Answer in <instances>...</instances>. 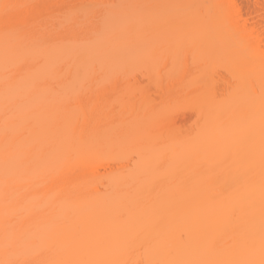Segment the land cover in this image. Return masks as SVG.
<instances>
[{"label":"bare ground","instance_id":"bare-ground-1","mask_svg":"<svg viewBox=\"0 0 264 264\" xmlns=\"http://www.w3.org/2000/svg\"><path fill=\"white\" fill-rule=\"evenodd\" d=\"M164 30L170 35L174 32L172 40L181 48L200 52L201 59L211 62L212 66L207 64L210 68H215L220 45L223 49L227 45L223 55L233 46L235 63L234 57L228 59L232 53L226 52L225 61L231 70L236 66L232 69L231 63L237 62L234 78L245 77L247 82H238L243 85L237 86L241 89L238 95L227 92L230 97L226 103L216 104L212 95V102L203 99L207 106L203 104L200 115L209 120L206 124L201 119L205 125L197 129L195 138L176 140L182 135L174 133L176 138H170L166 145L158 138L160 143L156 140L152 146L139 148V154L144 150L143 157L135 152L140 162L121 169L117 167L123 144L119 140L134 124L117 128L129 114L113 118L115 107L107 106L110 98L106 93L112 92L109 88H118L110 75L119 53L115 56L111 43L118 39L129 46L148 38L152 43L157 38L166 39L159 33ZM139 31L145 35L140 36ZM187 40L192 41L186 45ZM122 48V52L126 50ZM168 49L161 51L170 54L165 53L167 60L174 53ZM150 51L156 56L152 47ZM173 57L168 63L174 70L168 69L171 72L164 80L165 94L172 98L178 92L176 77L191 74L181 65V55ZM164 58H159L163 64L167 63ZM194 59L197 63L192 60L195 67L191 65V70L202 66L198 63L201 60ZM156 61L150 70L141 66L143 75L146 68L152 77L164 69L160 60ZM104 62L112 72L104 79L108 82L105 88ZM123 65H117L118 69ZM178 69L182 71L179 75L175 73ZM140 70L136 72L141 74ZM101 74L104 77L100 78ZM135 75L130 74V78L139 82ZM195 76L188 77V83ZM152 77L143 81L149 83ZM197 78V90L205 87L201 92H210L204 74ZM244 86L248 87L249 100L245 99ZM141 95L138 98L146 93ZM147 104L142 109L146 114L138 113L141 118H148L147 112L154 113L155 107ZM156 120L153 122L160 118ZM115 121L113 130L109 126ZM116 128L121 131L118 137L123 138L116 139ZM134 130L137 127L130 134ZM150 148L155 149L154 156ZM104 151L109 157H104ZM124 155L122 161L126 162ZM153 160L164 165L161 174ZM0 264H264V0H0Z\"/></svg>","mask_w":264,"mask_h":264},{"label":"rangeland","instance_id":"rangeland-1","mask_svg":"<svg viewBox=\"0 0 264 264\" xmlns=\"http://www.w3.org/2000/svg\"><path fill=\"white\" fill-rule=\"evenodd\" d=\"M90 4V3H89ZM90 6L92 7V8H94V5L93 4H90ZM87 7H88V5H87ZM91 7H88V8H90L91 9ZM110 32H112V31H110ZM140 32V31H139ZM169 31H159V33L162 35V37H166V39H167V41L168 42H170V43H168V42H166V39H164V38H161V40L163 39V40H165V41H161L160 39H158L157 38V40H153L152 41V43H151V41L150 40H152V39H150V38H148V41L150 42H148V41H146L145 39H137V41H139V43L137 42L136 44H140V45H136L135 43L134 44H132L133 42H131V41H129V43L131 42V44H129V46H128V42H124L123 43V41H121V40H118V39H116L117 41H116V43L115 44H113V41H115V40H112V51H115V52H117L116 54H115V56L119 53L120 54V56H119V54H118V62H116L117 61V59H115L116 61H115V63L114 64H116V66L114 67V66H111V69L110 70H112L113 71V69H114V71H113V73H116L117 71H121L120 73H117L119 76L120 75H122V76H125L124 78L122 77V76H120V77H118V75L116 74V77H118V78H116L115 77V75H113V73L111 72V71H109V68L107 69V67H106V63L104 62V67H103V69H102V71H103V74H104V76H105V78H102V77H104L103 76V74H101V77L100 78H102L103 80L104 79H106V77L108 76L109 77V75L112 73V76L110 75V77L111 78H114V81L116 80L117 82V86H118V88L116 87V86H114V84L112 85L111 83V81H109V82H111V83H109V85H111V86H114L115 87V90H119L120 92H116L115 90H113L112 89V87L111 88H109V89H111L112 90V92L110 93V92H107L106 93V96L105 95H103V96H105V97H107V94H108V97L110 98L109 100H107V98H106V100H107V106L109 107V108H111V109H113L114 107H115V109H113L112 110V112H113V116H111V117H113V118H115L116 117V119H119L118 117H120V119H122L123 117H126V115L127 114H129V115H127V118H124V119H126V120H121V122L123 123H121V122H119V123H121V124H118V127L117 128H119V126L121 125V127L120 128H123L124 126H126V125H132V124H134V125H130L132 128L130 129V132H133V131H131V130H133V129H136V127H137V130H134V134L133 133H131L130 134V132H129V130H127L128 132H126L124 135H123V133L122 134H120V135H123L124 136V138L123 139H121V137H118L119 136V134H118V129L117 130H115V133H114V135H115V137H116V139H121V140H119V141H122L123 142V144L125 145V148H123L124 147V145L122 146H119V149L121 150H119V149H117V148H115V149H117V151L119 152V154L118 155H120V156H118L117 155V157L119 158V161H118V165L119 166H117V163H116V165L114 164V162H113V164L115 165V166H117V167H120L121 168V166L122 167H124L125 165H127V166H134V165H136V162L135 161H137V163H138V161L139 160H137V159H135L136 157H138L139 155H142L144 152V150L143 151H141L142 152V154H139L140 152H139V148H140V150H142L141 148H147V147H145V146H147L146 144H148V145H150V146H152V145H154L153 143H156V140H157V143H160L159 141H161L162 140V143H163V145H166V143H168L169 141H171V139L172 138H176V136L178 137V136H181V138L180 137H178L176 140H178V139H183V138H185L186 140H188V138H192V137H194L197 133H195V132H198V130H199V128H202V125H203V120H205V119H203L202 117H205V116H202L201 117V115H200V112H202L203 111V109L201 110V108H204V106L206 105V102L203 100V99H206L207 100V102H209L210 100L209 99H212V97L214 96V97H216V104L218 103V104H222V103H226L227 101H229V100H227V99H229V97H230V95L231 96H233V95H235V94H237L238 92H239V89H240V87L242 88V86H240V83H238V82H240V81H242V80H244V85H245V83L247 82H245V79H243V78H245V77H242L241 79H239L238 81H237V79L238 78H234V77H236V76H234L236 73L235 72H232V71H236V69H235V67L238 69V66H237V62H236V64H234L235 63V61L234 60H236V58H237V56H236V52L234 51V48H233V46H230V47H232V48H229V46L227 47V49H228V52L227 53H232L231 55L229 54H226V52H225V54L223 55V50H225V48H226V46H225V48L223 49L222 48V46L220 45V47H219V53H217L218 55H219V57H218V59L217 58H215V57H213L216 61H217V64H216V61H215V64H216V66H215V64L213 65L215 68H213V67H211L210 68V66H208V65H210L211 64V62L209 63V61H207L208 59L207 58H205L206 59V61H205V59H201V56L202 55H200L199 53L197 54L196 53V50H194L193 51V48L190 50V48L188 47V48H185L184 46H183V48H181L182 46L180 45V43H178V41H173L172 40V34H174V32L170 35L169 33H168ZM115 33V32H114ZM113 33V34H114ZM142 32H140V34H141ZM158 32H157V34L156 35H158L159 34ZM131 34H135V33H131ZM139 34V35H140ZM136 35H138L137 33H136ZM143 35H145V33H142L140 36H143ZM155 38V37H154ZM150 39V40H149ZM156 39V38H155ZM105 40V39H104ZM159 40V41H158ZM134 41V40H133ZM141 41V42H140ZM192 40H189V42H188V40L185 42V44L186 43H190ZM147 42V43H146ZM156 42V43H155ZM163 44H162V43ZM105 42H103V44H104ZM127 43V44H126ZM160 43V44H159ZM176 43H178V44H176ZM110 44V45H111ZM149 44V45H148ZM152 44V45H151ZM154 44V45H153ZM166 44H167V46H166ZM168 44H170V45H168ZM105 45V44H104ZM123 46V48H122V46ZM159 45V46H158ZM161 45H162V47H161ZM178 45H180L179 47H178ZM187 45V44H186ZM133 46H135V47H133ZM152 47V50H153V53H156V54H154V55H156V56H158V58L156 57V56H154V57H156V58H154V57H152V53H151V47ZM217 46H219V45H217ZM139 47V48H138ZM157 47V48H156ZM159 47L161 48V49H159ZM169 47H171L172 48V51H171V49H170V52L172 53L173 51H174V53H172V57L173 56H176L177 58H178V55L180 56L181 55V61L183 62H181V61H179V62H181V65L182 64H184L185 65V67L184 68H187V70L189 71V73H191V74H185L186 76L188 75V77H191V76H195L196 74H198L197 76H198V78L197 79H199V75H201V73H203L204 74V78H207V82L205 81V84L207 85V91H210V92H208L207 94L209 95V98L208 97H206L205 95H207V94H204V92H201L202 90H205L204 88V86L205 85H203L202 87H204L203 89H199V90H197V87H198V85H196L197 83H194V80H195V78L197 77V76H195V78L193 79V81H189V83H191V84H189L188 83V77H185L184 75H183V78H181V77H178L177 76V74H175V73H178V75H179V71H181V69L179 70L178 69V72H175V73H173L175 76H177L176 77V81L175 82H177V86L175 85L174 87H176V89H177V91L178 92H181L180 94H178V92H177V94H176V89L174 88L173 89V93H174V91H175V94H173V95H175V96H173V98H172V96L170 97H167L166 96V94H165V92L166 91H168V90H166L165 91V84H164V80H166V76L169 74V71L172 69V70H174L173 68L174 67H172L173 65H172V63H170V65H169V61L168 60H172V57H171V59L169 58L168 60H167V58H168V55L170 56V54L167 52V51H165V53H167V54H165V53H162V52H164V50H168L169 51ZM224 47V46H223ZM122 48V50H124V48H126V50H124L123 52L120 50ZM156 48V49H155ZM166 48V49H165ZM131 49H134V50H132V52H131ZM157 49H158V51H160V52H158L157 51ZM163 49V50H162ZM120 50V52H118ZM204 50V49H203ZM235 50H236V48H235ZM138 51H140V53L138 52ZM162 51V52H161ZM125 52V53H124ZM134 52H136V53H134ZM204 52H205V54H207L208 53V50H204ZM215 52V51H214ZM128 53V54H127ZM130 53V54H129ZM131 53H132V55H131ZM133 53H134V56H133ZM140 54V57H143V59L142 58H140L139 57V54ZM236 53V54H235ZM141 54L143 55V56H141ZM160 54H162V57H161V55ZM202 54V53H201ZM215 54L216 53H214V56H215ZM125 55V56H124ZM130 56V57H127V56ZM192 55H194V57L196 58V59H198V61H200V62H198V63H201V65L202 66H200L201 68H203V69H201L200 67H198V69L200 68V70H198L197 68H194V69H190L191 67H193L194 65V63H197V62H195L194 60V57H192ZM225 55H228L227 57H228V59H232L233 57V62L231 63L232 65V69H233V67H234V69L233 70H231V67H230V63L228 64V62H226L225 61V58H224V56ZM234 55V56H233ZM137 56L139 57V58H137ZM205 56V55H204ZM119 57L120 58H122V59H120L119 60ZM133 57V58H132ZM165 57V58H164ZM167 57V58H166ZM203 57V56H202ZM210 57V59H212L211 58V56H209ZM127 58H130V59H127ZM132 58V59H131ZM146 58V59H145ZM159 58H164L166 61H167V63H168V67L166 66V67H164L167 63H165L166 61H164V63L165 64H163L162 62H161V60L162 59H159ZM174 58V57H173ZM128 61H127V60ZM135 59V60H134ZM136 59H137V61H136ZM138 59L140 60L139 62L140 63H138L137 64V62H138ZM154 59V60H153ZM160 60V64H161V67H162V65H164L162 68H164L163 70H160L159 71V73H158V75L157 76H160V78L162 79V82H161V79H159V81L157 82L156 80H153L154 79V77H156L157 78V76H154V77H152V75H151V73H150V71H149V73H148V70H150L151 68H153V67H151V63H152V65L154 66L156 63H158L159 61H156V60ZM124 60L126 61V62H124ZM133 60V61H132ZM142 60V61H141ZM145 62H144V61ZM178 60V59H177ZM192 60H193V64H192ZM213 60V59H212ZM211 60V61H212ZM130 61V62H129ZM146 61L148 62V63H146ZM151 61V62H150ZM190 61H191V63H190ZM214 61V60H213ZM230 61H232V60H230ZM229 61V62H230ZM128 62V64L130 65V66H132V67H126L128 64H126ZM143 62V63H142ZM156 62V63H155ZM178 62V63H179ZM207 62V63H206ZM118 63V64H117ZM131 63V64H130ZM134 63V64H133ZM177 63V64H178ZM213 63V62H212ZM225 63V64H224ZM228 65H227V64ZM113 64V65H114ZM119 64H120V67L122 66V64H124L123 65V67L125 68V70H124V68L122 67V68H119L118 69V66H119ZM148 64H150V67L149 66H147ZM208 64V65H207ZM118 65V66H117ZM135 65H137V67L135 68ZM172 65V66H171ZM176 65V64H175ZM180 65V64H179ZM191 65H193V66H191ZM217 65H218V67H217ZM226 65V66H225ZM234 65V66H233ZM141 66H142V68H144L145 69V67L144 66H146L147 68H148V70H147V68H146V70H145V73H148V75L147 74H145L144 73V75H143V70H142V68H141ZM157 66V65H156ZM158 66H160L159 64H158ZM157 66V67H158ZM211 66H212V64H211ZM114 67V68H113ZM160 67V68H161ZM178 67H180V66H178ZM195 67V66H194ZM207 67H209L208 68V71H207V69L205 70V68ZM230 67V68H229ZM113 68V69H112ZM115 68H117L118 70H116L115 71ZM132 68V70H130ZM150 68V69H149ZM159 68V69H160ZM161 68V69H162ZM175 68H177L176 66H175ZM136 69H138V71L140 70L141 71V74H139V72L137 71L136 72ZM157 69V68H156ZM167 69V70H166ZM168 69H170V70H168ZM229 69V70H228ZM122 70H124V71H122ZM129 72H128V71ZM171 70V71H172ZM183 70V69H182ZM201 70H203V72L201 71ZM205 70V71H204ZM143 71V72H142ZM147 71V72H146ZM157 71V70H156ZM162 71V72H161ZM170 71V72H171ZM177 71V70H176ZM193 71V72H192ZM196 73H195V72ZM207 71V72H206ZM220 71V72H219ZM232 73H231V72ZM105 72V73H104ZM123 72V73H122ZM131 72V73H130ZM152 72V71H151ZM158 72V71H157ZM182 72V71H181ZM184 73H185V71H183ZM210 73V75H209V73ZM109 75H108V74ZM132 73H134V75L135 74H137V76L135 75V77H136V79H138V81L139 82H135V78L134 79H132V78H130V74H132ZM156 73V72H155ZM183 73V74H184ZM208 73V74H207ZM218 73H220V74H218ZM233 73H235L234 75H233ZM218 75V76H216V75ZM233 76H231V75ZM238 74V73H237ZM107 75V76H106ZM138 75H142L141 77L140 76H138ZM155 75V74H154ZM170 75H171V73H170ZM207 75V76H206ZM213 75V76H212ZM132 76V75H131ZM144 76V77H143ZM145 76H148V77H146L145 78ZM162 76V77H161ZM174 76V77H175ZM210 76L212 77V78H210ZM239 77H240V75H238ZM107 77V78H108ZM109 77V78H110ZM122 77V80H119L120 78ZM139 77V78H138ZM153 78V79H151V80H153V81H151V80H149V83H150V81L151 82H154V81H156L155 83L157 84L156 86H154L155 85V83H148V81H143V80H147V78ZM167 77H169V76H167ZM192 77V78H193ZM203 77V76H202ZM221 77V78H220ZM141 78V79H140ZM144 78V79H143ZM213 78L215 79L214 81H213ZM217 78V79H216ZM221 80H220V79ZM101 79V80H102ZM172 79H174V78H172ZM202 79V78H201ZM212 79V80H211ZM219 79V80H218ZM100 80V83L103 81H101ZM119 80V81H118ZM130 80V81H129ZM170 80V79H169ZM190 80H192L191 78H190ZM107 81V80H106ZM137 81V80H136ZM171 81V80H170ZM174 81V80H173ZM183 81V82H182ZM199 81V80H198ZM220 81V82H219ZM222 81V82H221ZM123 82V83H122ZM132 82L134 83L133 84V87H131L130 85H132ZM166 82H168V80L166 81ZM165 82V83H166ZM235 82H237V83H235ZM107 83L108 82H106V84H105V80L102 82V84H103V87L105 88V86L107 85ZM121 84V86H120V89H119V85L118 84ZM138 83V84H137ZM148 85H147V84ZM160 83H163V84H160ZM171 84H172V82H170ZM169 83V84H170ZM201 83V82H200ZM243 83V82H242ZM151 84H153V86H154V88H152V86H151ZM184 84V85H183ZM199 84V83H198ZM217 84V85H216ZM105 85V86H104ZM127 87V88H125L124 89V87ZM135 85V86H134ZM148 87H147V86ZM164 85V86H163ZM167 85V84H166ZM191 85V86H190ZM201 85V84H200ZM212 85V86H211ZM101 86V85H100ZM108 86V85H107ZM139 86H141V87H139ZM169 86V85H168ZM189 86H190V88H189ZM218 86V87H217ZM237 86H240L239 87V89L237 88ZM134 87H136V88H134ZM143 87H146V88H144L143 89ZM184 89H183V88ZM194 87V89L196 88V90L197 91H199L200 93L197 95L198 96V98H197V96L194 94V93H196V92H193V90L191 89V88H193ZM201 87V86H200ZM227 87V88H226ZM117 88V89H116ZM122 88H123V90H122ZM132 90H131V89ZM140 88V89H139ZM152 88V89H151ZM212 88L213 89H215L216 90V93L215 92H212L213 90H212ZM221 88V89H220ZM248 87L247 86H244V88H243V90H244V92H245V96H246V98L245 99H247V100H249L250 99V97H249V99H248V92H247V89ZM102 89V88H101ZM130 89V90H129ZM156 90V93H155V90ZM169 89H172V88H169ZM188 91H187V90ZM226 89V90H225ZM228 89V90H227ZM122 90V91H121ZM139 90H141L142 92H144V94L146 93V99H149L148 101L145 99V97L143 96V95H141L142 94V92L141 91H139ZM146 92H145V91ZM184 90H186L187 92H188V94H189V96H191V97H188L187 95V93H186V91H184ZM192 90V91H191ZM222 90H224L223 92H222ZM230 90V91H229ZM110 91V90H109ZM141 92V96H143L142 98L140 97V98H138L140 95H139V93H137V92ZM149 91V92H148ZM189 91H191L192 93H190ZM240 91H241V89H240ZM122 92V93H121ZM132 92V93H131ZM170 92H171V90H170ZM230 94H228V93ZM232 92L234 93V94H232ZM153 93V94H152ZM182 93H186L184 96L182 95ZM213 93H215L216 95H214ZM219 93V94H218ZM243 93V92H242ZM102 94H104V93H102ZM110 94H112V97L111 96H109ZM122 94V95H121ZM123 94H125L124 95V97H123ZM131 94V95H130ZM151 94V95H150ZM197 94V93H196ZM219 96H218V95ZM241 94V93H240ZM134 95V96H133ZM153 95V96H152ZM157 95V96H156ZM169 95H172V94H169ZM183 97H181V96ZM204 95V96H203ZM207 95V96H208ZM211 95H212V97H211ZM238 95V94H237ZM242 95V94H241ZM240 95V96H241ZM150 96V97H149ZM179 96V97H178ZM201 96V97H200ZM131 97V98H130ZM165 97H166V99H165ZM174 97H176V99H174ZM177 97H178V101H177ZM181 97V99L179 100V98ZM188 97V98H187ZM196 97V98H195ZM205 97V98H204ZM226 97V98H225ZM111 98H112V100H111ZM152 98H154V99H152ZM169 98V99H168ZM170 98H171V101H172V99H173V104H172V102H170ZM185 98H186V100L187 99H189L190 101H186L185 100ZM105 99V98H104ZM125 99H128V100H125ZM130 99V100H129ZM131 99H132V102H130L131 101ZM141 99H143V100H145V101H143V100H141ZM168 99V101L166 102L167 103V105L165 104V101ZM183 99V100H182ZM102 100H103V97H102ZM126 102V101H128L129 103L127 104V102L126 103H124V101ZM157 100V101H156ZM175 100V101H174ZM201 100H202V102H201ZM237 100V99H236ZM141 101H143V104H142V102ZM155 101V102H154ZM183 101H185L184 103H183ZM197 101V102H196ZM145 102H146V104H147V106H149V107H155L156 108V106H157V104H159L158 106H157V108L156 109H158V111L154 108V110L152 111V112H154L153 113V115H150V112H147V113H149V114H147V117L148 118H145L146 116H144V118H141L142 116L141 115H143V114H141L142 112H143V108H144V110H145V108H146V104H145ZM168 102H170L169 104H168ZM187 102H188V104H187ZM210 102H212V101H210ZM213 102H215L214 101V99H213ZM238 102V101H237ZM106 103V102H105ZM124 103V104H123ZM140 103V105H137V104H139ZM191 105H190V104ZM196 103V104H195ZM114 106H113V105ZM142 104V105H141ZM149 104H151V106L149 105ZM172 104V105H171ZM182 104V105H181ZM201 104V105H200ZM203 104H205V105H203ZM236 104V103H235ZM109 105H112V107L111 106H109ZM123 105V106H122ZM125 105V106H124ZM127 105H129V106H127ZM171 105V106H170ZM180 105H181V107H180ZM190 105V106H189ZM237 105V104H236ZM130 106H131V108H130ZM139 106H141V107H139ZM164 106H166L165 108H164ZM177 106H178V108H177ZM207 106V105H206ZM235 106V105H234ZM238 106V105H237ZM104 107H105V105H104ZM108 107H107V109H108ZM127 107H129V108H127ZM139 107V108H138ZM160 107V108H159ZM190 107V108H189ZM198 107V108H197ZM106 108V107H105ZM105 108H103V112H105V111H107V110H105ZM121 108V109H120ZM125 108H127L128 109V112H126L125 113V109L123 110V109ZM167 108V109H166ZM172 108V109H171ZM192 108V109H191ZM138 109H140V110H138ZM170 109H171V111H170ZM176 109V110H175ZM190 109V110H189ZM200 111H199V110ZM249 109H251V108H249ZM105 110V111H104ZM122 110V111H121ZM142 110V111H141ZM160 110V111H159ZM192 110V111H191ZM248 110V109H247ZM109 111H111V110H109ZM108 111V112H109ZM119 113H118V112ZM123 111H124V115H123ZM147 111V110H146ZM145 111V112H146ZM159 113V115L156 113ZM164 111V112H163ZM165 111H167V113L165 112ZM174 111V112H173ZM242 113H244V115H246L245 114V112H246V108H243L242 109ZM107 112V113H108ZM112 112L109 114V116L110 115H112ZM118 114H117V113ZM139 112H141V113H139ZM145 112H143V113H145ZM161 112H163V113H161ZM171 112V113H170ZM114 113H116V114H114ZM120 113H122V115L121 116H123V117H121L120 116ZM141 114L140 116H138L139 114ZM157 115H156V114ZM170 113V114H169ZM177 114V115H174V114ZM179 113V114H178ZM247 113H249L250 114V119H252V109L250 110V112H249V110H248V112ZM106 114V113H105ZM146 114V113H145ZM152 114V113H151ZM207 114V113H206ZM234 114H236V117H237V114H238V111H235V113ZM249 114H248V116H249ZM116 115V116H115ZM164 115V118H162V116ZM167 115V116H166ZM173 115V116H172ZM115 116V117H114ZM161 116V117H160ZM178 116V117H177ZM235 116V115H234ZM105 117H106V115H105ZM149 117H151V118H153V119H151V118H149ZM157 118V120H156V122L157 121H159L158 120V118H160V123L159 122H157L158 123V126H157V123H155V122H153V121H155V119ZM170 117V118H169ZM241 117H243V116H241ZM246 117H247V115H246ZM109 118V120H111L110 119V117H108ZM107 118V119H108ZM140 118V119H139ZM164 120V121H162V119ZM167 118H169V119H167ZM173 120H172V119ZM206 118V117H205ZM222 118H225V120L224 121H226V119H227V116H224V117H222ZM221 118V119H222ZM235 118V117H234ZM240 117H238L237 118V120L239 119ZM147 119V120H146ZM165 119H166V121H165ZM201 119H203V120H201ZM241 119V118H240ZM245 119V118H244ZM143 121V123H144V125L142 124V121ZM168 120V121H167ZM170 120H171V122H170ZM207 121L209 120L208 118L206 119ZM204 121L205 123L207 122V121ZM215 119H211L210 121L212 122V121H214ZM106 122H107V120H105ZM120 121V120H119ZM139 121V122H138ZM145 121H147V125L145 124ZM164 122V123H162V122ZM199 121V123L197 124V122ZM224 121H220L219 120V122H224ZM251 121V120H250ZM116 122V121H115ZM114 122V123H115ZM125 122V123H124ZM168 124H167V123ZM173 122V123H172ZM176 122V123H175ZM153 123H155V125H153ZM170 123V124H169ZM172 123V124H171ZM176 124V125H173V124ZM205 123H204V125H205ZM208 123V122H207ZM206 123V124H207ZM236 123V122H235ZM117 124V122L115 123V124H113V123H111L110 124V126L109 127H112L113 128V130H114V128H115V125ZM196 124H197V126H196ZM113 125V126H112ZM122 125H124L123 127H122ZM128 125V126H129ZM171 125H173V126H171ZM200 125H201V127H200ZM203 125V126H204ZM117 126V125H116ZM145 126V127H144ZM199 126V127H198ZM145 129H144V128ZM147 127V128H146ZM154 127H156L155 129L157 130V127H159V129H161V127L162 128H165L163 131L162 130H157V132L155 131V129H154ZM111 128V129H112ZM128 128H130V127H127L126 129H128ZM171 128H173V129H171ZM176 128V129H175ZM194 128H196V129H194ZM109 130L108 131V134H110L111 133V131L112 130ZM125 129V128H124ZM126 129H125V131H126ZM148 129V130H147ZM198 129V130H197ZM190 130L193 132V133H191L190 132ZM195 130V131H194ZM124 131V132H125ZM159 131V132H158ZM163 132V134H161V132ZM174 131V132H173ZM176 131H178V132H176ZM113 132V131H112ZM121 132V131H120ZM119 132V133H120ZM123 132V131H122ZM149 132V133H148ZM174 133H176V134H174ZM112 134V133H111ZM111 134H110V136H111ZM148 134H150V135H148ZM158 134V135H157ZM160 134V135H159ZM165 134V135H164ZM179 134V135H178ZM187 134H189L188 136H187ZM114 135H112V136H114ZM130 135H133L134 136V138H132V139H134V141L132 140V139H130L132 136H130ZM167 135H169L168 137H167ZM176 135V136H175ZM194 135V136H193ZM109 136V135H108ZM107 136V137H108ZM112 136H111V138H112ZM158 136H161V137H158ZM126 137V138H125ZM183 137V138H182ZM196 137V136H195ZM194 137V138H195ZM147 138H149V139H147ZM158 138L160 139L159 141H158ZM168 139V141H167V139ZM171 138V139H170ZM108 139V138H107ZM115 139V140H116ZM143 139H145V140H143ZM154 139H155V141H154ZM193 139V138H192ZM128 140V141H127ZM130 140V141H129ZM133 142H132V141ZM147 140H149V143H148V141ZM190 140V139H189ZM118 141V140H117ZM119 141L118 142H116V144L117 143H119ZM144 141H146V143L144 142ZM115 142V141H114ZM113 141L111 142V143H114ZM122 142H120V143H122ZM133 144H132V143ZM141 142H142V144H141ZM153 142V143H152ZM143 143H145V145L143 144ZM161 143V144H162ZM140 145H142V146H140ZM133 146V147H132ZM144 146V147H143ZM117 147V146H116ZM157 148V147H156ZM161 149H162V147H160ZM159 148V149H160ZM112 149V148H111ZM151 149V148H150ZM154 149V148H153ZM160 149V150H161ZM127 150V151H126ZM148 150V149H147ZM110 151V150H109ZM123 151H125V152H123ZM148 151H152V149L151 150H148ZM154 151H155V149H154ZM154 151H152V155H153V152ZM158 151V150H157ZM156 151V152H157ZM115 153V151L113 150L112 151V153ZM117 152V153H118ZM128 152V153H127ZM138 153L139 155L137 156V154L136 153ZM109 153H111V151L109 152ZM109 153L107 154V152H105L104 151V157H109ZM113 153V155H115L116 156V153L114 154ZM124 153L126 154V156L124 155ZM148 153V152H147ZM106 154V155H105ZM128 154V155H127ZM145 154V153H144ZM143 154V155H144ZM149 154V156H150V152L148 153ZM158 154V153H157ZM108 155V156H107ZM112 155V154H111ZM123 155L125 156V157H127L126 159V162H123L122 161V159H123ZM143 155L141 156V157H143ZM128 156H130V157H128ZM136 156V157H135ZM148 156V155H147ZM147 156H145V157H147ZM154 156V155H153ZM156 156V155H155ZM140 157V156H139ZM144 157V158H145ZM128 158H129V162H130V164L131 165H129V162H128ZM143 158V159H144ZM151 158V157H150ZM149 157L148 158H146L147 160L148 159H150ZM157 158V157H156ZM142 159V158H141ZM153 159V158H152ZM115 160V159H114ZM116 160H117V158H116ZM123 160H125V159H123ZM122 161V162H121ZM146 161V160H145ZM156 161V160H155ZM140 162V161H139ZM153 162H154V160H153ZM151 164H153L152 162H150ZM155 163V165H156V167H158V168H160L159 169V171H158V173H162V171H160V170H163V167H164V165H160L159 164V162H158V165H157V163L156 162H154ZM150 164V165H151ZM242 164H245V160H244V162L242 163ZM154 165V164H153ZM146 166V165H145ZM159 166H161V167H159ZM149 167H151V166H149ZM154 167V166H153ZM162 168V169H161ZM165 168V167H164ZM122 169V168H121ZM150 169V168H149ZM156 169V168H155ZM152 170V169H151ZM242 170H244V169H242ZM242 170L240 171V172H242ZM248 172V171H247ZM152 173V172H151ZM157 173V172H156ZM248 173H250V172H248ZM153 174V173H152ZM155 174V173H154ZM242 174V173H241ZM245 174V173H244ZM245 176H246V174H245ZM248 176H249V174H248ZM251 176V175H250Z\"/></svg>","mask_w":264,"mask_h":264}]
</instances>
